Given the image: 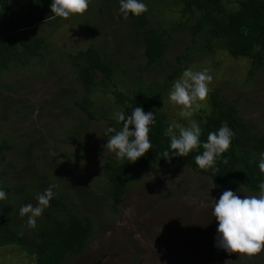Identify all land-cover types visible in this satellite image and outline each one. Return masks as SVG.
I'll use <instances>...</instances> for the list:
<instances>
[{"label": "rangeland", "instance_id": "obj_1", "mask_svg": "<svg viewBox=\"0 0 264 264\" xmlns=\"http://www.w3.org/2000/svg\"><path fill=\"white\" fill-rule=\"evenodd\" d=\"M172 3L177 4L150 0L149 26L165 27L178 21L179 7ZM116 13L118 6L106 11L90 3L83 14L40 25L36 34H45L48 40L43 57L0 74V142L11 146L5 158H0V183L11 188L12 195L18 183L24 182L32 188L34 201L37 193L55 185V197H69L91 218V239L64 264H264V250L249 256L216 246L217 222L211 205L223 190L181 165L150 169L126 190L119 206L112 208L101 166L105 156L121 158L106 147L108 120L101 115L105 112L111 117L117 112L114 97L103 94L100 86L92 89L90 108L96 119L87 118L75 104L85 92L69 56L88 45L116 66L115 82L124 91L136 87L137 79L141 85L163 86L176 68H207L213 76L210 91L191 116H181L182 106L169 101L171 87L165 92L161 107L168 122L184 127L193 120L199 124L198 109L207 110L209 94L217 89L222 98L235 103L245 121L264 134V69L249 76L247 59L233 58L221 50L207 53L201 49L206 35L191 43L187 29L176 31L161 61L147 66L136 34L123 19L114 17ZM183 54L189 60L180 58ZM116 124L120 128L123 123ZM236 192L254 194L244 189ZM128 208L133 211L126 215ZM0 264L34 261L9 245L0 248Z\"/></svg>", "mask_w": 264, "mask_h": 264}, {"label": "trees", "instance_id": "obj_2", "mask_svg": "<svg viewBox=\"0 0 264 264\" xmlns=\"http://www.w3.org/2000/svg\"><path fill=\"white\" fill-rule=\"evenodd\" d=\"M147 1L150 4V0H145L149 9ZM166 1L175 2L177 4H172L179 7L178 21L169 26H149L148 11L138 16L130 13L127 19L118 13L114 14V17L123 19L136 34L135 40L141 44L147 66L161 61L176 31L187 29L191 43L197 37L206 35L201 49L207 53L221 50L233 58L247 59L249 76L264 69V0ZM50 3L51 0H0V74L13 67H27L33 59L43 57L48 40L43 33L37 35L36 29L45 23L57 24L67 19L51 13ZM91 3L106 8V11L114 6L119 8V0H91ZM187 49L194 52L196 48L188 46ZM69 57L72 59L75 76L85 92L84 98L75 104L87 118L98 117L91 111L93 102L90 94L92 89L99 86L103 94L110 93L114 97L113 105L117 111L125 109L130 115L131 108L141 106L145 112L152 111L156 116V124L151 126L149 132L152 148L143 156L135 162L104 157L101 168L113 209L119 206L124 193L136 179L150 169L166 164H178L206 177L217 190L231 189L236 192L244 189L258 193V183L264 180V174L260 173L255 160L264 151V134L255 124L245 121L239 115L235 103L222 98L217 89L209 94L207 110L200 108L197 111L202 129L200 140L206 141L208 132L216 131L223 121L228 123L235 136L228 151L217 159V171L213 173L211 169H200L194 162V156L200 154L202 148L189 152L186 157L172 155L169 149L167 128L170 123L161 102L165 92L181 73V68L174 69L163 86L141 85L137 79L136 87L124 91L115 82L116 66L94 45H88ZM180 58L189 60L186 54ZM101 116L108 120L107 127L120 129L114 115L109 117L103 112ZM132 127L129 125L130 129ZM10 147L6 141L0 142L1 159L5 158ZM165 150L169 151L168 158L162 157ZM24 184L18 183L11 195V188L0 183V187L7 193V199L0 200V248L17 246L33 259L34 264H64L69 257L80 254L94 233L91 218L82 214L69 197L54 196L42 215L36 219V227H28L27 215L21 217L19 208L28 203L35 206L37 201H34L32 188H26L27 184ZM87 193L90 195L91 191Z\"/></svg>", "mask_w": 264, "mask_h": 264}, {"label": "clouds", "instance_id": "obj_3", "mask_svg": "<svg viewBox=\"0 0 264 264\" xmlns=\"http://www.w3.org/2000/svg\"><path fill=\"white\" fill-rule=\"evenodd\" d=\"M91 0H51L50 12L61 18H68L73 14H83L89 7ZM148 11L145 0H119L118 14L127 19L129 14L138 16ZM213 76L207 68L195 71L185 68L176 79L168 93V99L181 107V116L189 117L193 110L199 107L198 102L205 101L210 91L209 85ZM115 120L121 124L119 130L112 126L105 129L107 137L106 147L114 152L118 158L128 162H135L152 148L149 139L151 126L156 124V116L152 111L145 112L141 106L131 108V114L125 109L118 110ZM129 125L133 127L130 129ZM174 129L178 130L174 132ZM202 129L196 121H190L187 127L176 122L168 125L167 134L170 136L169 149L172 155L186 157L189 152L202 148L203 151L194 156L195 164L203 170L217 171L216 161L227 152L235 136L234 131L226 121L216 131H209L206 141H201ZM164 158L169 157L165 150ZM255 159V158H254ZM227 163V160L224 161ZM253 161H250L252 163ZM255 163L261 174H264V151L259 153ZM55 185H49L43 192L37 193L36 205L23 204L19 208V215H27V225L36 227V219L42 215L49 202L55 196ZM258 193L243 195L231 189L224 190L218 199H213L211 215L215 218L216 246L226 252H239L249 256L264 250V180L258 183ZM7 199V193L0 187V200ZM132 209L125 210L131 214Z\"/></svg>", "mask_w": 264, "mask_h": 264}]
</instances>
